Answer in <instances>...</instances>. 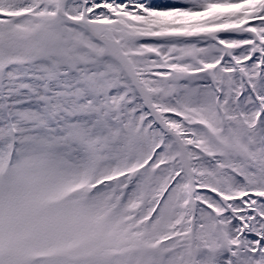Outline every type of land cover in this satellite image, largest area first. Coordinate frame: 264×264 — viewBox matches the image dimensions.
<instances>
[{
	"label": "snow or ice",
	"instance_id": "snow-or-ice-1",
	"mask_svg": "<svg viewBox=\"0 0 264 264\" xmlns=\"http://www.w3.org/2000/svg\"><path fill=\"white\" fill-rule=\"evenodd\" d=\"M0 264H264V0H0Z\"/></svg>",
	"mask_w": 264,
	"mask_h": 264
}]
</instances>
